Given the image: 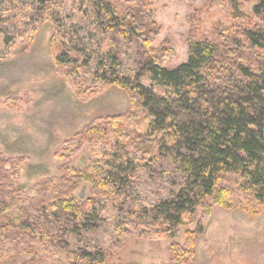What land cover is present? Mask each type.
I'll list each match as a JSON object with an SVG mask.
<instances>
[{"label": "trees", "instance_id": "1", "mask_svg": "<svg viewBox=\"0 0 264 264\" xmlns=\"http://www.w3.org/2000/svg\"><path fill=\"white\" fill-rule=\"evenodd\" d=\"M127 2L120 9L117 0H0V57L20 38L31 42L49 22L58 42L54 59L65 76L85 70L97 85L125 89L131 101L127 115L64 142L58 155L66 164L58 178L18 186L19 167L1 166L0 156V264H109L97 246L69 248V237L116 210L125 212L123 234L174 238L199 210L186 244L169 246L176 264H189L213 205L251 216L264 210V0L252 15L229 0L232 24L213 37L188 38L186 62L171 69L152 46L159 32L152 2ZM240 18L246 22L234 23ZM86 24L101 40L76 48ZM135 44L147 56L139 70L118 58L120 48L128 54ZM85 142L92 158L76 168L70 157ZM160 157L180 176L175 190L124 210L137 172L148 167L140 162ZM81 183L89 186L83 194Z\"/></svg>", "mask_w": 264, "mask_h": 264}, {"label": "rangeland", "instance_id": "2", "mask_svg": "<svg viewBox=\"0 0 264 264\" xmlns=\"http://www.w3.org/2000/svg\"><path fill=\"white\" fill-rule=\"evenodd\" d=\"M148 1L155 8L159 28L152 46L159 51L165 68L186 62L188 38L213 37L232 24L229 0ZM235 1L242 13L252 15L258 0ZM117 2L120 9L131 5L127 0ZM250 20L258 22L252 16ZM245 22L242 18L234 21ZM81 28L79 35L83 39L73 44L76 48L86 46L88 40L93 45L101 40L92 26ZM53 33V25L43 23L31 42L20 38L9 54L0 57V163L18 166L16 184L25 188L64 174L66 163L58 153L65 141L80 137L92 124L127 115L131 110L125 89L97 85L85 70L74 79L65 76L54 59L58 42L52 41ZM118 58L124 65L139 70L147 56L135 44L128 54L120 48ZM76 150L70 157L71 165L86 166L93 148L85 142ZM140 164L148 167L137 172L133 200L124 210L168 198L179 182L180 176L170 159L160 157ZM88 187L81 183L77 191L83 194ZM200 216L197 210L192 221L178 227L174 238H152L145 232L139 236L123 234L125 212L112 210L92 229L79 236L71 235L68 245L78 252L85 251L84 245L97 246L104 250L109 264H176L169 246L176 243L183 247ZM189 264H264V210L251 216L239 207L213 205L208 218L203 219V231L195 237Z\"/></svg>", "mask_w": 264, "mask_h": 264}]
</instances>
